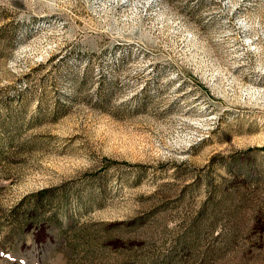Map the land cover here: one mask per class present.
<instances>
[{
	"label": "rangeland",
	"instance_id": "rangeland-1",
	"mask_svg": "<svg viewBox=\"0 0 264 264\" xmlns=\"http://www.w3.org/2000/svg\"><path fill=\"white\" fill-rule=\"evenodd\" d=\"M0 264H264V0H0Z\"/></svg>",
	"mask_w": 264,
	"mask_h": 264
}]
</instances>
